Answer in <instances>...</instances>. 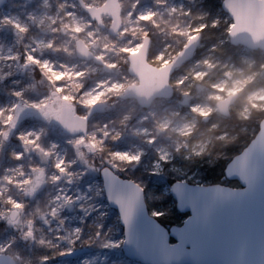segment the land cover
Masks as SVG:
<instances>
[{"label":"rangeland","instance_id":"rangeland-1","mask_svg":"<svg viewBox=\"0 0 264 264\" xmlns=\"http://www.w3.org/2000/svg\"><path fill=\"white\" fill-rule=\"evenodd\" d=\"M161 1L118 0L122 28L117 34L110 31V15L102 14L99 23L84 9L99 8L107 0H7L1 7L0 253L11 255L16 264H78L92 258L90 264H102L103 256L109 264H143L123 251L124 229L105 197L101 164L138 183L150 214L162 212L168 219L178 211L173 182L207 183L199 180L201 159L217 140L239 136L232 135L236 123L227 118L234 113L243 117L240 129L246 134H253L257 124L259 128L261 119H253V113L264 110V52L231 44L232 18L220 4L210 5L212 0H164L166 12L156 14ZM40 3L46 7L37 17L25 18L26 10L36 11ZM130 8L133 29L125 15ZM73 17L83 18V29L75 28ZM194 34L201 35L203 44L173 74L172 98H157L145 108L136 98L121 97L129 85L139 84L129 72V54L138 51L146 36L152 39L148 60L160 67ZM78 41L91 58L79 55ZM44 53L51 54L49 71H68L74 63L96 70H81L79 84L63 86L43 65ZM96 76L116 87L91 97ZM233 93L238 97L231 115L223 116L217 102ZM185 96L190 102L183 105ZM65 106L85 117L86 135L61 128L58 117ZM172 113L184 119V126L171 135L159 123ZM140 125L146 137L136 132ZM56 206L61 215L53 214ZM12 211H17L15 219ZM81 248L90 251L66 256Z\"/></svg>","mask_w":264,"mask_h":264},{"label":"water","instance_id":"water-1","mask_svg":"<svg viewBox=\"0 0 264 264\" xmlns=\"http://www.w3.org/2000/svg\"><path fill=\"white\" fill-rule=\"evenodd\" d=\"M6 1L0 0V9ZM84 9L99 23L102 14L110 15L113 34L122 28L118 0H107L99 8L84 5ZM222 9L233 21L228 31L230 43L264 52V0H223ZM78 44L79 55L91 58L90 53L82 52L84 43ZM151 45V37L146 36L138 51L129 54V72L137 76L139 84L129 85L121 94L125 99L136 98L145 108L157 98L174 96L172 76L193 59L202 39L194 34L170 62L160 67L148 60ZM237 96L233 93L218 101L217 111L229 116ZM189 100L186 96L181 103L189 104ZM58 120L69 134L84 136L88 132L85 117L71 106L61 109ZM100 175L107 202L117 211L123 226V251L128 258L143 264H264V118L255 136L225 167V177L237 181L239 186L191 184L184 180L172 184L176 208L187 214L184 220L193 215L194 203L200 212L195 236L184 231L183 223L168 228L151 215L144 189L132 179L121 177L109 166L102 167ZM16 216L17 211H12L11 219ZM89 251L76 249L66 256L76 257ZM0 264L16 261L11 255L0 253Z\"/></svg>","mask_w":264,"mask_h":264},{"label":"bare ground","instance_id":"bare-ground-1","mask_svg":"<svg viewBox=\"0 0 264 264\" xmlns=\"http://www.w3.org/2000/svg\"><path fill=\"white\" fill-rule=\"evenodd\" d=\"M42 1V0H41ZM127 1H130V0H127ZM161 1V0H160ZM164 1V0H162ZM160 2L159 5L157 6V9L158 11H156L155 13H160L161 10L162 12H166V10L163 8V2ZM37 7V6H36ZM46 6L42 3L39 4V6L37 7L36 11L34 10H31V9H27L26 12H27V16L25 18H31L32 15H35V17H37V14L42 10L44 9ZM39 8V9H38ZM12 13V11H11ZM69 15V14H68ZM126 18L129 19V24H130V27L128 28H134L135 26V17H134V12L131 11V8L128 9V11L126 12ZM55 18V17H54ZM51 19V17H50ZM82 19L83 18H76V17H73V23H74V26L75 28H77L78 30H81L83 29L84 27V23H82ZM53 20H56V19H53ZM50 37L51 39L53 40L55 37H56V34L55 32H52L50 33ZM104 41V39H103ZM112 52L108 53V56L111 55ZM113 54H115L113 52ZM51 55V54H50ZM50 55L49 54H46L44 53L42 55V63L43 65L48 69V72L51 74V75H54L55 78L57 79V81L60 82L61 85H65L66 83H70L71 85H77L79 84L78 81L81 79V76H82V73L80 72L81 70H83L84 72H88V73H91V72H95L96 68H94L92 65H87L85 64L86 66H81L80 63H74V64H71L70 67L68 68V71H66L65 69L63 68H60V67H55L54 70H50L49 71V68H50V63H51V60H50ZM111 57V56H110ZM108 58V57H107ZM93 87L90 89L89 91V95L91 97H94L96 98L97 96H99L101 94V92H103L102 95H106L108 93V90L110 89H114L116 86L113 83L111 82H108L107 78H103V77H100V76H96L94 78V81L93 83L91 84ZM102 97V96H101ZM144 120H140V124H143ZM184 122V119L180 118V116L176 115V114H170L169 116H163L162 117V120L160 121V125L161 126H164L165 125V128L167 131H169V133L172 135L173 131H176V129H179V128H182L180 127L182 125V123ZM178 123V124H177ZM167 124V125H166ZM136 132L141 134L142 137H146L148 135L147 132H145L143 129H142V125H140L137 129H136ZM170 141V144L173 145L174 144V141L173 139L169 140ZM133 148V147H132ZM132 150V149H131ZM132 152H138L137 151V148L136 149H133ZM58 206V205H57ZM55 207L54 209V215L55 214H59L61 215L62 214V211L59 210L58 207ZM73 220H75V218L72 216L71 217ZM69 220V218L67 219ZM75 222V221H74ZM70 229H75V227H72ZM51 235L50 233L48 234V236ZM49 238H51L49 236ZM48 242H50L48 240ZM102 258V264H109V261L110 259L107 257V256H103L101 257ZM94 262L93 258L92 259H88L86 260L85 262H79L78 264H90ZM112 264H121L119 261L117 260H114L112 262Z\"/></svg>","mask_w":264,"mask_h":264},{"label":"trees","instance_id":"trees-1","mask_svg":"<svg viewBox=\"0 0 264 264\" xmlns=\"http://www.w3.org/2000/svg\"><path fill=\"white\" fill-rule=\"evenodd\" d=\"M208 2H211L210 5H219V4L221 5L223 0H212ZM197 54L198 52H196L195 56H197ZM256 54L258 55L259 53ZM187 64L188 63H186L184 66H186ZM181 69H178V71ZM258 118L260 119L264 118V110L255 109L253 113V119H258ZM224 119L226 120V118ZM227 120H231L232 122L236 123V127L234 128L232 135L235 136L239 135V136L234 139L227 138L226 140H217L216 145L211 149V151L201 159V161L203 162L202 163L203 176H199V180L202 181L206 180L207 183L205 184L223 183L232 186H239V183L237 181L229 180L225 177V167L234 155L241 152L243 148L247 146V144L250 142V140L255 136L256 132L258 131V124L256 125L257 128L254 130V133L251 135L241 131L240 124L245 119H243V117L239 116L236 113H234L232 117L227 118ZM201 122L202 123L204 122L203 119H201ZM222 152H224L223 155H221ZM217 155H221L220 159L216 163L210 164L208 160L211 159L213 156H217ZM101 165H107V164H101ZM174 210H175L174 214L171 217H167L168 219H166V217H162L158 220L166 227H171L173 225L180 224L181 223L180 219H184L187 216V214L180 213L176 211V209Z\"/></svg>","mask_w":264,"mask_h":264},{"label":"snow or ice","instance_id":"snow-or-ice-1","mask_svg":"<svg viewBox=\"0 0 264 264\" xmlns=\"http://www.w3.org/2000/svg\"><path fill=\"white\" fill-rule=\"evenodd\" d=\"M193 195L195 196L196 193L194 192ZM155 215L157 219H160L164 216V213L157 212L155 213ZM182 223L185 225L184 231L190 235L195 236L196 231L200 225V212L195 203L193 204V215L182 221ZM181 241H183V238H181Z\"/></svg>","mask_w":264,"mask_h":264}]
</instances>
